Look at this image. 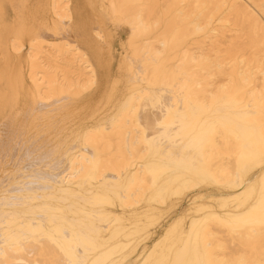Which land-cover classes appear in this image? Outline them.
I'll return each mask as SVG.
<instances>
[{"label":"bare ground","instance_id":"obj_1","mask_svg":"<svg viewBox=\"0 0 264 264\" xmlns=\"http://www.w3.org/2000/svg\"><path fill=\"white\" fill-rule=\"evenodd\" d=\"M0 115V264H264V0H0Z\"/></svg>","mask_w":264,"mask_h":264},{"label":"rangeland","instance_id":"obj_2","mask_svg":"<svg viewBox=\"0 0 264 264\" xmlns=\"http://www.w3.org/2000/svg\"><path fill=\"white\" fill-rule=\"evenodd\" d=\"M8 7H9L10 13H12L13 7L11 3H9ZM110 28H112L113 32H116V33L111 43L112 63H111L110 70H109V77L116 76L120 72H122L119 68L126 56V47H127V40H128V33L125 30L123 29L115 30L113 27H110ZM99 76L101 79L99 78V83H97L95 87L93 88L92 90L93 93L86 94L87 96L94 97L95 99H98V97L105 91V89L109 85V83H106L105 81V71L104 70L102 69L99 70ZM81 101H83L82 98H81ZM26 112H27V109L24 106L23 111L20 114H18L17 120L26 117L25 116ZM9 121H10L9 115H6V116L0 115V132L2 134L4 132L5 124ZM2 174H6V173H2V171H0V175ZM198 191H202V193H206L207 195L219 193L215 185H206V184H200L192 188L191 190H186L180 196L181 199H178V201L180 200V203L176 208L164 209L155 216V219H154L155 221L153 225L150 226V229L152 230V232L155 231V233L152 238H149L147 240L149 244H151V241L154 238H157L161 234L163 227L166 225V223L172 221L173 219L177 217L185 215V212L191 213V211L187 212L184 209L186 208L187 204L191 201L193 194H195V192H198ZM188 220H189V216L184 217L183 222L185 226L187 225Z\"/></svg>","mask_w":264,"mask_h":264}]
</instances>
